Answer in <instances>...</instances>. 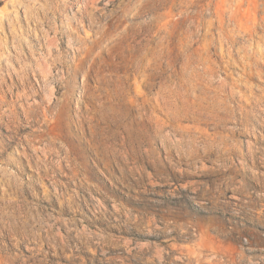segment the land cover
Masks as SVG:
<instances>
[{"label":"rangeland","instance_id":"374dc122","mask_svg":"<svg viewBox=\"0 0 264 264\" xmlns=\"http://www.w3.org/2000/svg\"><path fill=\"white\" fill-rule=\"evenodd\" d=\"M0 264H264V0H0Z\"/></svg>","mask_w":264,"mask_h":264},{"label":"bare ground","instance_id":"6f19581e","mask_svg":"<svg viewBox=\"0 0 264 264\" xmlns=\"http://www.w3.org/2000/svg\"><path fill=\"white\" fill-rule=\"evenodd\" d=\"M248 48V47H247ZM232 49V48H231ZM249 49V48H248ZM232 60V59H231ZM243 61V60H242ZM249 67V66H248ZM51 70V69H50ZM44 73V72H43ZM46 74V73H45ZM44 75V74H43ZM48 75V74H47ZM262 75V74H261ZM48 77V76H47ZM45 78V77H44ZM26 112V111H25Z\"/></svg>","mask_w":264,"mask_h":264}]
</instances>
